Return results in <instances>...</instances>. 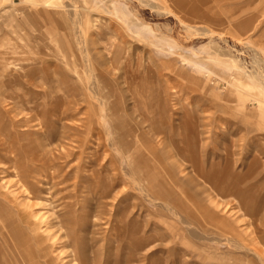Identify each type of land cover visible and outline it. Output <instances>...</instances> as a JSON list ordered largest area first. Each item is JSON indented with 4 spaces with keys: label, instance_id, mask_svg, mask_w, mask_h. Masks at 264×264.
<instances>
[{
    "label": "rangeland",
    "instance_id": "1",
    "mask_svg": "<svg viewBox=\"0 0 264 264\" xmlns=\"http://www.w3.org/2000/svg\"><path fill=\"white\" fill-rule=\"evenodd\" d=\"M0 192L46 264H264V0H0Z\"/></svg>",
    "mask_w": 264,
    "mask_h": 264
},
{
    "label": "bare ground",
    "instance_id": "2",
    "mask_svg": "<svg viewBox=\"0 0 264 264\" xmlns=\"http://www.w3.org/2000/svg\"><path fill=\"white\" fill-rule=\"evenodd\" d=\"M25 168V167H24ZM31 170V169H30ZM28 171V170H27ZM27 171H26V173H27ZM28 172H30V171H28ZM32 172V171H31ZM30 172V173H31ZM17 173V172H16ZM21 174V173H20ZM28 174V173H27ZM23 176H25V175H23ZM29 177V176H28ZM20 178V177H19ZM24 179H25V177H24ZM26 179H28V178H26ZM19 181V180H18ZM160 192V191H159ZM164 193V192H163ZM170 194V193H169ZM13 196V195H12ZM9 197H11V196H8L7 195V193H3V192H0V200H2L3 202V204L7 207V209H9V211H11L12 212V215L15 217V219H16V221H17V224H21V225H23V228L27 231V232H29V235H28V237H29V241L28 242H30V244H31V247H32V251L35 253V255L38 257V258H40L41 259V261H42V264H46L47 262H46V260H45V258H44V246H42V243H41V241L39 242V238H38V233H37V226L38 225H40V222H41V220H42V218H41V215H37V214H35V213H30L31 211L29 210L30 208H28V209H26V208H23L22 206V208L20 207V209H17V208H15L11 203H10V201H8V200H10V198ZM47 207V206H46ZM5 217V216H4ZM47 225V224H46ZM45 225V226H46ZM8 226H10V225H8ZM7 226V227H8ZM54 226V225H53ZM39 227V226H38ZM44 227V226H43ZM48 228V227H47ZM23 229V230H24ZM24 230V231H25ZM44 231V230H43ZM55 233V232H54ZM62 234V233H61ZM60 234V235H61ZM26 235H27V233H26ZM8 237L10 238V237H12V242L14 243V244H17V242H16V240H15V238H14V235H12V231H9V234H8ZM51 238V237H50ZM61 238V237H60ZM28 239V238H27ZM0 242H2V244H3V246H5L7 249H9V251L11 252V254H12V256L14 255V250H13V247L9 244V241H7L8 240V238L6 237V235H5V232H4V230L2 229V227H0ZM50 240V239H49ZM60 240V239H59ZM62 240V239H61ZM46 243V242H45ZM70 243V242H69ZM50 244V243H49ZM55 244H60V242L59 243H57V242H55ZM62 244H63V242H62ZM14 246V245H13ZM46 246H48V245H46ZM52 246V245H51ZM1 247V246H0ZM50 248H48V250H49ZM46 250V249H45ZM47 250V251H48ZM81 250V249H80ZM47 251H46V253H47ZM29 253V252H28ZM25 256H26V254H24ZM28 258V257H27ZM48 258V257H47ZM70 258V257H69ZM85 258V257H84ZM71 260H73V261H75L74 259H73V255H71ZM70 260V261H71ZM50 261V260H49ZM72 262V261H71ZM70 263V262H69ZM81 264V263H80Z\"/></svg>",
    "mask_w": 264,
    "mask_h": 264
}]
</instances>
